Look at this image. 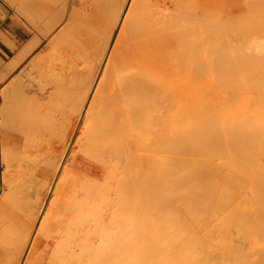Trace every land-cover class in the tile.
Segmentation results:
<instances>
[{
	"label": "bare ground",
	"instance_id": "obj_1",
	"mask_svg": "<svg viewBox=\"0 0 264 264\" xmlns=\"http://www.w3.org/2000/svg\"><path fill=\"white\" fill-rule=\"evenodd\" d=\"M63 2L23 0V13L43 14L53 50L93 28L86 97L44 83L17 94L44 58L30 59L37 37L16 48L0 29L15 52L0 74V126L15 192L5 202L20 206L28 244L17 263L44 236L37 264H264V0Z\"/></svg>",
	"mask_w": 264,
	"mask_h": 264
},
{
	"label": "rangeland",
	"instance_id": "obj_2",
	"mask_svg": "<svg viewBox=\"0 0 264 264\" xmlns=\"http://www.w3.org/2000/svg\"><path fill=\"white\" fill-rule=\"evenodd\" d=\"M46 1L50 2V0H46ZM67 1L69 0H65V2H63L62 4L67 3ZM9 2H14V3L16 2L15 8L17 6L18 10L13 8L9 4ZM82 3L83 2L77 3L78 4V5L76 4L78 6L77 8L83 10L84 3L83 4ZM24 6H25V3H23V0H16V1L0 0V29L4 31L5 29H7L5 28V26H8L11 28L13 32L15 31L14 32L15 36L17 35L19 39L21 38L20 40L22 41L16 39L15 36L13 37L11 36V38H9L11 41H13L15 47L17 46L16 48L25 47L26 43L28 42L30 43L31 42L30 40L32 41L34 40V36L35 38L37 37L39 39V46L36 48L37 50L32 54L30 59H32L35 56V54H37V52L41 51L42 52L41 58H44L43 60L44 68H43V72H41L40 74H38L37 72L28 71L27 76L24 79H20V80L18 79L17 82L19 84L14 86V88L18 90L17 94L21 95L22 97L26 99L34 98V96H38L41 94L40 91H38L39 86L41 83H44L46 85L52 84L54 88L56 89L60 88L61 90H63V91H57L58 93L65 92L69 94L70 92V94H75L78 97H86V92L84 91V89H81L82 88L81 83L84 82L85 77L87 76L89 72L88 70L90 68L94 69L97 66L99 62V58H100V51H101L100 47H97L96 45L98 42H96L93 39L89 41V39L93 37L91 34L93 28L91 26H88V27L85 26L83 30L82 28L77 30L76 37L72 39L76 43L75 50L77 54V59H75V55H74L75 51H73L74 42L67 43V45L62 46L63 48L56 47L55 50H53L54 48L49 49L50 47H48L47 43L43 42L42 40V36L44 35L43 29L38 28L39 25L40 26L44 25L45 19L42 17L43 14L42 13L39 14L38 12H35V11L30 12V10H28L29 11L28 13L27 12L23 13L26 9ZM11 7L15 10H13ZM19 10L22 11V13ZM4 13L6 16L3 15ZM18 13L19 15H17ZM17 16H19V19L17 18ZM1 30H0V74L3 71V68H5L6 65H9V63H11L13 59L15 58V54H14L15 52L10 49L11 47L10 44H13V43H10L9 44L10 47H9L7 43L1 40L2 39ZM115 35H116V31L114 32L113 36ZM16 40H18L19 42ZM16 42H18V44H16ZM74 71L78 75H80L78 79L79 85L77 87L78 89H76V92L72 91L73 79H71V73ZM17 72L19 71L15 70L12 77H14V75ZM7 94L8 93L6 92V95ZM19 101L21 102L22 100H19ZM4 109L6 112L8 111L7 107H4ZM81 119L82 118H79L80 122L78 120V122L76 123L73 136L71 138V141L68 143L69 144L68 145L69 147L68 158L69 159L71 158L70 160H68V164L71 163L70 161H72V159L74 158L72 151L75 150L77 146L79 147V144H77L78 143L77 138L78 140L80 139L82 141L81 136H83V132L81 130H84V129L86 130V126L83 125V124H86V121H84V119L82 120ZM81 121L85 123H82ZM83 127L85 128L83 129ZM58 138H60V140L62 139L60 136ZM60 140L58 142L55 139L54 142L56 143L58 142L57 144L55 143L56 146L59 143L61 144V145L59 144V147L62 146L63 140L61 142ZM74 141H76L77 143ZM74 143H76L75 144V146L77 145L76 147L73 145ZM70 149H73V150L70 151ZM77 149L79 150V148ZM77 149L74 151L75 152L74 156L76 155V152L78 153ZM0 163H1V166H0V264H18L17 262L20 260L23 252H24V255H26L27 253L26 246L28 244H26V241H25L26 235L24 234L25 235L24 236L22 232H20L21 227L19 226L17 219H16V211H18L17 214H19L20 206L18 209L16 200H15L14 206L9 203V206L7 207V204L5 202L6 198H7V202L10 197H13L15 199L14 197L15 192H14V187L11 189L12 183L14 182V178H12V172H11L12 170H10L11 162L6 161L5 159L4 135L2 132L1 126H0ZM250 180L251 179L246 180V178H242V180H240L243 182V184L242 182H240L243 185L242 190L243 189L246 190L248 187V189L246 190L247 196L250 194V191L248 192V190H251V187H252L249 184L251 182ZM245 184H246V187H245ZM251 193H253V191ZM250 195H252L251 196L252 202H250V200L247 199L248 197H246L245 199H247V202L249 201L248 203H251L249 204L250 206L252 207L254 205L256 206V202L254 203V200H253V197H254L253 194H250ZM2 205H5V209L1 207ZM242 218H244V216ZM47 245L48 244L44 236L37 238V242L35 243L33 250L31 251V254H30L31 256L30 260L32 261L30 262V264H34V263L37 264V258L40 256L43 250H44L43 254H45V256L49 255L48 253L50 252H49ZM23 260L24 259L22 258V261ZM44 261L46 264L47 260L45 259Z\"/></svg>",
	"mask_w": 264,
	"mask_h": 264
},
{
	"label": "crops",
	"instance_id": "obj_3",
	"mask_svg": "<svg viewBox=\"0 0 264 264\" xmlns=\"http://www.w3.org/2000/svg\"><path fill=\"white\" fill-rule=\"evenodd\" d=\"M0 166H1V163H0Z\"/></svg>",
	"mask_w": 264,
	"mask_h": 264
}]
</instances>
